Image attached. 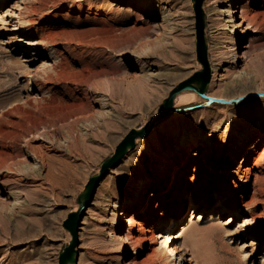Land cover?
<instances>
[{"label":"rangeland","instance_id":"1","mask_svg":"<svg viewBox=\"0 0 264 264\" xmlns=\"http://www.w3.org/2000/svg\"><path fill=\"white\" fill-rule=\"evenodd\" d=\"M228 8L232 22L222 11ZM201 10L206 95L264 92V0H202ZM138 13L145 20L136 23ZM233 53L238 59L231 64ZM201 68L192 0H0V264H58L71 240L62 225L74 211L77 264L139 263L153 253L151 264H202L182 246L183 233L193 228L227 245L214 264H264V97L207 104L191 91L197 99L174 101L176 111L100 173L123 135ZM140 69L147 75L137 85L132 77ZM237 69L250 77H233ZM101 98L109 106L101 107ZM57 105L65 112L80 105L81 113L52 120ZM93 108L102 114L92 115ZM80 114L67 133V122ZM85 120L95 123L83 129ZM221 148L227 153L216 156ZM32 153L41 156L40 169L30 167L40 164ZM183 164L184 179L202 164V180L193 185L195 198L187 193L180 201V191L172 202L168 191ZM160 167V182H153ZM93 176V194L80 209L78 196ZM135 190L140 197L131 201ZM115 202L119 212L111 214ZM155 203L173 212L155 240L138 253L129 243L117 252L113 234L124 236L125 218L149 209L143 219L154 225L161 217L150 212ZM168 234L178 237L163 243ZM174 244L181 256L169 253Z\"/></svg>","mask_w":264,"mask_h":264},{"label":"bare ground","instance_id":"2","mask_svg":"<svg viewBox=\"0 0 264 264\" xmlns=\"http://www.w3.org/2000/svg\"><path fill=\"white\" fill-rule=\"evenodd\" d=\"M222 11L224 13H226V17H228L225 21L226 22H232L231 15L234 13V10L232 8H228L227 10H222ZM144 20H145V17L143 16V14L138 13V15L135 18L136 23H139V22L144 21ZM229 26L231 28H236L237 24L232 23ZM149 27L152 28V30H153V29H156L158 27V25L155 24V22H152L151 24H149ZM225 28H226V26H225ZM237 59L238 58L233 53L232 59L230 60V63L231 64L234 63ZM223 63H225V62L219 61L218 65H222ZM145 75H147L145 73V71L140 69L138 72H135L132 79H134L136 84L139 85L138 84L139 81ZM233 77L240 78V79H243V78L246 79V78L250 77V72H248L244 69H237V70H234ZM139 94L140 93H137L138 96H139ZM215 97L224 98V99L229 98L225 95L215 96ZM174 99H175L174 100L175 103L184 104V103L194 101L195 99H197V96L194 92H191V91H181V92L176 94ZM100 100H101V102H100L101 107L109 106V103H110L109 98H101ZM79 109H80V105L75 106V108L67 107V112H65L66 108H64L63 106H60V105L52 106L50 111L55 118L52 120H56L59 122L63 121L65 119L66 115L68 117L71 113H81V112H77V111H79ZM91 114L95 115V116H100L102 114V111L99 109L97 110V109L93 108V110L91 111ZM81 115L82 114L76 116L73 119V121L67 122V127H66L67 133L73 134L74 127H75L74 124H75V122H78L79 120H81V117H82ZM94 123H95V120H85V121H83V123L81 124L80 127L85 129V126H91ZM78 126H79V124H78ZM76 139H77L76 136H73V140H76ZM197 145L199 148H203L205 145V142L201 141ZM73 147L74 146H72V149H73ZM67 150H68V152L71 151L70 145L67 147ZM207 150L208 149H205L206 152H207ZM226 153H227V151L225 150V148H221L219 153H217L216 156L220 157L221 155H223V154L225 155ZM212 154H213V152H211V148H209L208 155L210 156ZM39 155H41V153ZM37 157L38 156L36 154L32 153V159L34 161L37 160L40 164L34 165L36 163H31L30 167H36V168L40 169L43 166V162H42L41 156H39V159H37ZM201 165L202 164H198L196 166H191L190 170H191L192 174L185 176V179H184V169L186 168L185 165L183 164L177 168L178 171H177V173L176 172L174 173L173 181H172L171 187L168 191V194L170 195V200L172 202H174L177 199V194L180 191L183 192L182 195H180V201H185V199L187 200V196H186L187 193H190L191 198L196 197V191H194L193 185L201 183L202 179L199 175ZM164 168L165 167H160V169H158V173L152 179L153 182H158V183L160 182L159 181V172H162L164 170ZM140 193L141 192H139V190H135L133 192V195H132L133 197L131 198V201H133L136 198H139ZM217 197L222 198V195L220 193H217ZM151 198H157V195L155 193L151 194ZM169 204H171V203H169ZM169 204L167 207H169ZM112 206H113V209H112L111 214L118 213L119 212L118 203L115 202ZM157 206H158V203H155V207L153 209H150V212H152L153 215L159 214L161 216L159 218V220L157 221V223L154 225L147 224V223H149V221L148 220L145 221L143 219L144 216L149 212V209L144 210L141 213H130L129 216H127V218H125L126 222L128 223L127 232L124 234L123 237H121L120 235H117V234H113V237L119 241L117 252L122 253L124 250L127 249L128 243H129L131 245L133 244L132 249H134V253H138L140 251V246L142 244H144L146 241H154L155 240V238L157 237L156 233H155L156 229H158L159 225H161V223H163L165 219L169 218L170 215L173 214V212H169V211H158L159 209L157 208ZM83 222H84V220H83ZM176 237H178V235H172L171 236L170 234H168L166 237V241H163V243H166L169 238L171 240V239L176 238ZM182 246L187 248L191 252L192 256L197 260L199 259L200 263H202V264H214L216 261H219L221 259L222 254H225L227 252V245L223 241L218 240L216 234H214L211 231H199V230L194 229V228L189 229L183 233V244H182ZM244 246L245 245H243V247ZM246 246H249V245H246ZM167 248H168L170 254L173 255V254L179 253V256H181V254H180L181 247L177 246V244H174L171 247L168 246ZM81 258H83V252H81L79 254V259H81ZM154 262H155V254L153 253V254H149L146 259H143L139 263L135 262L134 259L132 258L131 262L128 264H151Z\"/></svg>","mask_w":264,"mask_h":264},{"label":"water","instance_id":"3","mask_svg":"<svg viewBox=\"0 0 264 264\" xmlns=\"http://www.w3.org/2000/svg\"><path fill=\"white\" fill-rule=\"evenodd\" d=\"M193 8L195 12V52L197 61L201 64L202 68L196 71L190 77L178 82L169 91L168 95L162 99L160 103V110L152 114L150 118L141 126L136 128H130L117 143L114 148L113 153L107 157L100 166V173L106 171L107 168L111 167L117 163L121 157L127 153L135 145V140L137 138L146 137L153 127L157 126L161 121L170 116L174 111L173 102L177 93L180 91L188 90L196 92L199 97L203 98L205 102L208 103H221L229 104L233 102H238L247 96H258L264 97V92L252 91L250 93L234 97V98H219L206 95V88L210 80L209 65L206 55V44L203 37V12L201 10L202 0H192ZM97 177L93 176L88 179L83 187V190L78 196L79 208L90 200L93 190L96 186ZM78 212H71L68 214L67 219L63 222V227L69 231L71 235V240L66 247L63 248L59 254L58 264H77V254L78 251L75 249L77 245L76 238V228L75 223L77 220Z\"/></svg>","mask_w":264,"mask_h":264}]
</instances>
